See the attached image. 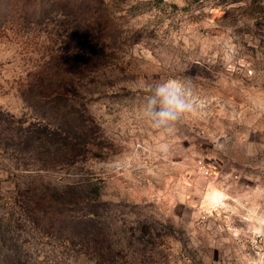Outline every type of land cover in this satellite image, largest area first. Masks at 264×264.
<instances>
[{
	"label": "rangeland",
	"instance_id": "rangeland-1",
	"mask_svg": "<svg viewBox=\"0 0 264 264\" xmlns=\"http://www.w3.org/2000/svg\"><path fill=\"white\" fill-rule=\"evenodd\" d=\"M74 5L0 0V208L18 181H82L103 264H264L233 231V199L264 189V0H99L105 39L87 40L100 55L81 74ZM166 79L191 107L157 128L140 109ZM38 128L88 144L44 164ZM25 235L42 264H102L97 248Z\"/></svg>",
	"mask_w": 264,
	"mask_h": 264
},
{
	"label": "trees",
	"instance_id": "trees-1",
	"mask_svg": "<svg viewBox=\"0 0 264 264\" xmlns=\"http://www.w3.org/2000/svg\"><path fill=\"white\" fill-rule=\"evenodd\" d=\"M72 1L77 10L73 20L80 29L72 54L75 58L74 69L81 74L88 66V58L92 59L93 56L100 55L99 49L88 45L87 40L101 41L105 39L103 37L105 35L93 31V27L90 26L93 23L96 25L95 29L102 25L101 19H98L100 16H97L100 8L95 6L99 0ZM50 2L59 3L60 0H50ZM55 98L63 102L64 94L58 92ZM57 108L62 112V118H67L66 103L62 104L59 101ZM43 131H46L45 134L40 133L38 128L30 136L34 141L39 139V144L25 147L18 143L11 146L18 151H26L29 147V150L36 152L42 161L48 160L44 164H62L61 160L55 161L58 153L65 156L88 144L86 138L82 140L70 138L71 136L64 134V131L48 128ZM12 186L13 189L8 190L11 193V206L5 211L4 207L0 208L3 211V214L0 211V264H42L33 256L34 253L31 254L34 246H31V239L26 238L25 235L31 233H39L42 239L56 236L66 246L79 244L85 249L97 248L99 261L103 264L107 260L104 246L106 239L108 240V232L105 233L101 228L97 231L90 227L96 214L89 209L92 205L90 199L88 202L85 201L88 197L84 195L86 194L84 191L87 190L88 184L82 181L65 184H43L32 181L30 184H23L18 181ZM85 209L87 211H84Z\"/></svg>",
	"mask_w": 264,
	"mask_h": 264
},
{
	"label": "clouds",
	"instance_id": "clouds-1",
	"mask_svg": "<svg viewBox=\"0 0 264 264\" xmlns=\"http://www.w3.org/2000/svg\"><path fill=\"white\" fill-rule=\"evenodd\" d=\"M146 95L140 109L141 116L154 127L166 128L190 109L184 82L178 79H166L148 84Z\"/></svg>",
	"mask_w": 264,
	"mask_h": 264
},
{
	"label": "built area",
	"instance_id": "built-area-1",
	"mask_svg": "<svg viewBox=\"0 0 264 264\" xmlns=\"http://www.w3.org/2000/svg\"><path fill=\"white\" fill-rule=\"evenodd\" d=\"M204 166L209 173V167ZM233 200L236 207L234 214L239 222L233 226L234 235L256 260L264 263V189L259 199L244 196Z\"/></svg>",
	"mask_w": 264,
	"mask_h": 264
}]
</instances>
